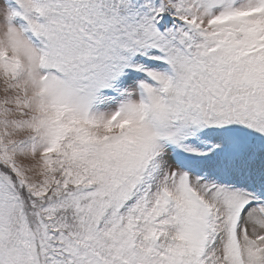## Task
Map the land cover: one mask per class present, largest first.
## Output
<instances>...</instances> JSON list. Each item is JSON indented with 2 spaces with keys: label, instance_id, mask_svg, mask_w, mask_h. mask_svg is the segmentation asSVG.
I'll use <instances>...</instances> for the list:
<instances>
[{
  "label": "snow or ice",
  "instance_id": "obj_1",
  "mask_svg": "<svg viewBox=\"0 0 264 264\" xmlns=\"http://www.w3.org/2000/svg\"><path fill=\"white\" fill-rule=\"evenodd\" d=\"M0 264H264V0H0Z\"/></svg>",
  "mask_w": 264,
  "mask_h": 264
}]
</instances>
